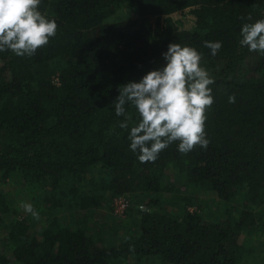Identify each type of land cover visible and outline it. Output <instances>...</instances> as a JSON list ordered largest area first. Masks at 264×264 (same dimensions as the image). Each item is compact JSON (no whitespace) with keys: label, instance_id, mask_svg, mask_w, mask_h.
Here are the masks:
<instances>
[{"label":"trees","instance_id":"16d2710c","mask_svg":"<svg viewBox=\"0 0 264 264\" xmlns=\"http://www.w3.org/2000/svg\"><path fill=\"white\" fill-rule=\"evenodd\" d=\"M124 9L136 17L112 19ZM39 10L56 20V35L32 56L0 52V175L24 182L41 214L19 215L0 192L14 260L264 264L246 263L238 239L264 235V55L240 44L242 25L264 18V0H41ZM205 41L222 47L213 56ZM170 43L194 47L214 79L209 144L183 154L175 142L142 163L129 147L138 114L126 104L132 121L121 129L113 102L120 86L166 64ZM200 190L221 209L206 212ZM107 194L135 198L121 235L74 220ZM9 260L0 251V264Z\"/></svg>","mask_w":264,"mask_h":264},{"label":"clouds","instance_id":"9594fccd","mask_svg":"<svg viewBox=\"0 0 264 264\" xmlns=\"http://www.w3.org/2000/svg\"><path fill=\"white\" fill-rule=\"evenodd\" d=\"M41 0H0V52L11 51L17 56H32L45 46L57 32L54 18L39 10ZM241 46L264 55V18L244 23L240 29ZM215 56L220 41H205ZM166 64L148 71L139 82L119 87L114 103L117 116L124 120L121 129L129 127L132 114L125 105L135 108L138 122L130 128V149L139 152L142 163L154 162L159 153L178 142V151L186 154L196 146L207 148L205 134L207 110L214 103V83L209 71L201 66V53L194 47L170 43L163 54ZM234 103L235 97L229 96ZM23 208L34 218L39 214L31 204ZM142 211H149L141 206Z\"/></svg>","mask_w":264,"mask_h":264},{"label":"rangeland","instance_id":"374dc122","mask_svg":"<svg viewBox=\"0 0 264 264\" xmlns=\"http://www.w3.org/2000/svg\"><path fill=\"white\" fill-rule=\"evenodd\" d=\"M129 11L127 10H120L116 14L113 15L112 19H119L121 17H128V16H134L136 15L131 12L129 14ZM54 80L56 78L54 77ZM0 192H4L6 197L12 201L13 205L18 208L19 215H25L26 212L23 208L24 204H31L33 209L39 214V218L41 219V214L39 213L37 209V203L31 198V192L27 190L24 186V182L19 181L15 176L10 178H3L0 175ZM120 194L111 196L110 194H107L106 199L103 201L102 205L99 207H96L91 210V213L84 210H78L74 214V220H78L81 217L88 220V224L93 230H101L100 232H103V234L109 233L110 231L115 230L117 234L121 235L124 233V231L127 229L129 225L133 224L134 217H131L127 212V208L134 204V197H132L129 194H121L126 196L129 199L128 206L123 210H115L113 206V200L115 197H117ZM199 196L204 201V207L205 211L212 209L214 211L213 213L220 210L221 202L214 198V194L211 191L203 190L199 191ZM201 201V200H200ZM189 209L191 210H198L200 211V208L195 205H189ZM212 213V214H213ZM63 220L66 218L68 219L70 216L66 215V212H62ZM9 216H6L4 219L1 218L0 213V251L5 252L9 256V263L8 264H18L16 260H14L11 248L9 247V244L7 242L6 237V222L8 220ZM41 221V220H40ZM39 221V222H40ZM98 241L100 242L103 237L102 234H99L97 236ZM239 241L243 242L246 248L248 249V254L246 258V263H252L256 260L261 259L264 257V235L261 233H253V234H245L241 233L238 237ZM131 264H138L134 258L129 259ZM143 264H158L157 262H150L149 260H146L143 262Z\"/></svg>","mask_w":264,"mask_h":264},{"label":"built area","instance_id":"2783aa9c","mask_svg":"<svg viewBox=\"0 0 264 264\" xmlns=\"http://www.w3.org/2000/svg\"><path fill=\"white\" fill-rule=\"evenodd\" d=\"M57 81V77H55ZM129 204V199L124 195H118L113 200V206L115 210H123L125 209Z\"/></svg>","mask_w":264,"mask_h":264}]
</instances>
